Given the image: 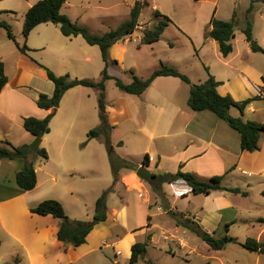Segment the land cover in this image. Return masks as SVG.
Wrapping results in <instances>:
<instances>
[{
  "label": "crops",
  "instance_id": "obj_1",
  "mask_svg": "<svg viewBox=\"0 0 264 264\" xmlns=\"http://www.w3.org/2000/svg\"><path fill=\"white\" fill-rule=\"evenodd\" d=\"M146 1L147 5L153 3L152 16L159 11L173 17L176 24H180L182 29L178 27V30L186 38L188 46L196 51V57L205 66L208 65L209 72L221 82L218 86L221 94L231 95L235 100L261 95L248 105L244 119L264 121V67L260 64L261 56L258 55L262 52L252 50L243 32L245 13L251 0ZM33 4L29 3L25 15ZM66 4L67 2L63 11L68 14L65 11ZM4 11L9 10L0 3V13ZM234 11L237 12L238 25L232 39L233 51L225 56L219 42L205 34L214 15L219 19L230 20ZM68 15L73 21H77V17L71 12ZM2 16L0 14V20L4 19ZM154 19L148 21L147 25H154ZM174 21L168 24L162 37ZM40 25L31 32L39 30V34L43 35L42 42L36 44L29 36L26 40L28 39V46L31 48L30 53L39 51L42 64L57 75L68 73L80 78L101 77L105 62L99 45H91L84 38L86 44L79 38L82 35H64L58 24L59 29L48 27L40 30ZM253 25L254 36L264 47V0L256 2ZM146 26L145 31L152 27ZM134 33L111 46L110 55L118 61V64L109 66L111 75L122 78L124 71L129 68L135 69L131 73L132 77L138 75L146 78L159 67L152 66L146 74L139 71L147 63L144 55L153 58V50L159 40L152 44H142L144 32L137 36ZM5 39L0 29V47ZM129 41L137 43L135 52L129 53ZM18 52L20 55L15 53L18 65L12 75L9 74L7 61L4 62L9 80L0 93V137H6L15 145H22L30 144L35 138L25 129L24 118H45L53 113V109L41 108L37 100L40 93L52 95L55 86L44 67L28 63L22 57L26 53ZM192 56L184 57L179 62H171L181 72L187 73L191 80L190 72L183 68L188 66L183 65H192ZM154 57H160V54ZM209 72L206 71L205 80L209 77ZM190 88V84L180 77L158 76L140 95L119 89L115 97L110 99L107 91V113L109 122L114 126L111 143L118 147L119 156L132 162L137 168L120 169L119 179L107 197L106 220L97 222L88 234L87 241L80 246L66 245L59 240L58 218L40 215L31 210L42 200L55 198L63 203L71 218L80 219L69 210L79 207L81 195L77 190V177L88 182L83 183V188L98 186L97 195L102 191V185L109 182L110 187L113 184V171L106 154L104 138L100 136L83 144L85 135L96 125L97 115L99 117V91L84 85L67 90L57 111L52 114L50 132L42 137L41 146L46 148L48 158L39 157L35 160L37 186L32 190H25L18 185L7 194H0V264H90V260L101 257V252L107 247L112 248L113 261L110 264H120L118 253L125 252V256L130 259L132 245L145 240L148 234H152L148 247L153 246L166 252L173 251L172 243L185 247L188 244V233L192 231L177 224L172 212L198 220L209 232L217 229L225 220L224 211L235 209L234 215H240V206L235 204L234 198L240 194L249 195V191L242 190L241 186L230 187H239L247 194L220 190L210 194H194L188 181L179 178L173 182H164L163 194L155 191V174L175 173L180 169L192 172L200 179L224 174L233 167H239L245 173L253 169L264 173L258 165L250 164L259 156L255 152L263 153L264 162V134L260 140L261 151L243 150L240 134L229 129L222 118L209 110L195 111L189 106ZM235 110L238 109L231 108L230 112L237 115ZM118 127L121 128L120 134L114 137V131ZM147 154L149 164L146 166L152 175L149 180L137 174V169ZM23 165L24 162L19 159H0V177L1 173L9 172L11 179H16V174ZM197 198L203 199L201 204H194ZM153 208H156L155 212L152 211ZM158 217L161 219L158 220ZM136 218L140 221H136ZM161 220L164 221L163 224ZM226 221L231 224V220ZM159 230L161 239L158 236ZM260 233L262 236L257 239L263 241L264 232L261 230ZM140 236L144 238L141 240ZM148 255L149 249L143 259L146 260Z\"/></svg>",
  "mask_w": 264,
  "mask_h": 264
},
{
  "label": "trees",
  "instance_id": "obj_2",
  "mask_svg": "<svg viewBox=\"0 0 264 264\" xmlns=\"http://www.w3.org/2000/svg\"><path fill=\"white\" fill-rule=\"evenodd\" d=\"M67 0H38L26 12L23 33L25 38L29 36L31 31L41 23L54 22L60 26L62 33L66 36L82 35L91 45H99L102 53L105 67L101 72L100 78L90 77H72L70 74L57 75L52 69L48 68L41 62L39 63L45 68L48 78L54 83V92L52 95L40 93L37 103L41 108L55 109L58 108L65 92L77 85H84L96 88L99 91L98 105L100 124L89 130L88 139L100 137L104 138L107 146H112L111 131L113 125L109 122L107 113V90L106 83L109 79H114L120 90L132 94H142L158 76H177L190 84V96L188 99L189 106L195 111L210 110L220 118L226 120L228 124L237 130L240 134V144L243 150L256 151L260 148L261 136L264 134V121L253 119H244L241 116L233 115L230 110L237 107L243 114L248 105L255 99L261 97L256 95L244 100H235L231 95H223L218 91L220 81L209 72V67L205 66L209 72V77L199 83L192 82L190 77L181 72L178 68L166 63H161L159 67L146 78L138 75L133 76V80L129 83L125 82L121 77L113 76L109 73L111 64H118L116 59L110 55V48L116 41L125 38L135 32L140 24V16L142 9L147 5L146 0H136L131 7L130 18L123 21L118 27L108 30L104 33H94L89 27L73 21L68 14L62 11ZM198 1V0H195ZM260 0H251L250 6L245 13V26L243 32L246 40L249 42L253 51L263 52L264 47L257 41L253 31V13L256 8V2ZM158 18L157 22L148 30L144 31L141 38L142 44H152L161 39L162 34L168 24L172 21L170 17L156 11L154 18ZM238 25L237 12L234 11L230 20L219 19L215 15L211 18L209 27L206 31V37L216 39L220 44L221 52L227 56L233 51L232 39L235 37L234 26ZM0 26L7 30L10 39L16 40L12 26L6 20H0ZM17 42V41H16ZM19 49L27 53L31 48L25 43L20 45ZM133 73V70H131ZM9 78L5 72L4 62L0 61V93ZM52 114L45 118H37L35 116H27L24 118V127L34 136L43 137L50 132V121ZM0 159H19L24 162L23 167L16 174L17 184L25 189L32 190L37 186L38 175L35 167L37 155H41L44 159L48 158V152L45 147H41L37 151H33L29 144L15 145L9 140H0ZM121 143V142H120ZM111 167L113 171V184L105 189L96 200L94 220L73 219L71 218L63 205V203L55 198H47L39 202L31 208L32 212L40 215H52L59 219L60 225L58 230V238L66 245L80 246L87 241V236L94 228V225L106 220L107 218V197L113 189L114 184L119 179V171L121 168H137L132 162L122 158L121 156H110ZM143 164H149L148 154L143 159ZM155 191L162 193V185L164 182H173L179 178H184L192 187L194 194H210L213 191H229L235 193L247 194L239 187H230L223 183V174H217L209 179H200L192 172H185L181 169L177 172H166L154 175ZM177 224H180L190 231L197 234L209 246L215 250L225 248L229 243L236 242L242 244L250 251L264 253V240H258L255 237H248L245 241H239L236 237L225 234L218 237L215 233L206 230L200 222L192 217H185L182 213L172 212ZM264 221V218L260 219ZM152 234H148L143 241H137L132 245V254L130 261L138 262L146 256L148 246L151 241ZM11 264H17L11 263Z\"/></svg>",
  "mask_w": 264,
  "mask_h": 264
},
{
  "label": "rangeland",
  "instance_id": "obj_3",
  "mask_svg": "<svg viewBox=\"0 0 264 264\" xmlns=\"http://www.w3.org/2000/svg\"><path fill=\"white\" fill-rule=\"evenodd\" d=\"M38 0H0V3L5 6L8 12L4 11L0 14L3 15V20H6L13 29L16 40L9 39L7 36V30L5 28L0 29L4 33L5 43L0 47V61H7L9 74L12 75L18 65L17 55H20L18 51L20 45L28 44V39L26 40L23 27H24V19H25V10L28 8L29 3H36ZM134 0H67L65 11L69 14H73L77 17V22L79 24H83L90 28L92 32L95 33H104L103 31L111 30L118 27L123 21L130 18L131 6ZM153 3H149V5L143 8V13L140 17V24L145 26L148 21L154 19L153 14ZM63 11V8H62ZM64 12V11H63ZM65 13V12H64ZM176 18V15H173ZM173 21V17H170ZM158 20L156 17L154 21ZM178 23V22H177ZM139 24V25H140ZM153 25V24H152ZM152 25H147L146 27H151ZM178 25V26H177ZM41 29H48V27H52V29H59L58 25L54 22L41 23ZM178 27L182 29L180 24H171L165 31L164 36L161 40L156 43L154 47L153 58L144 55L146 62L143 64V67L139 69L141 73L146 74L149 72L150 68L154 65H159L160 62L166 63L168 65L174 66L171 62H179L182 58L192 56V65L184 64L183 67L187 68L190 72L192 80L198 82L200 79L205 80L206 71L204 63L196 57V51L191 50L186 42V38H183L182 34H180ZM138 27L135 31L134 36L142 34L145 30ZM150 29V28H149ZM39 30H34L31 32L28 38L32 40V42L36 44H40L43 40V35L39 34ZM60 31V30H59ZM259 31V27L257 28V32ZM51 32V31H50ZM241 33V32H239ZM129 36V35H128ZM126 36V37H128ZM86 44L87 42L84 40L83 36H79ZM17 41V42H16ZM128 45L131 47V52H135L134 49L137 48V43L134 41H129ZM31 51V49H30ZM22 52V51H21ZM16 53V54H15ZM24 53V52H23ZM263 53V52H262ZM259 53L261 56L260 64L264 67V53ZM160 57H154L155 55H159ZM40 53L38 50L27 51L26 55H23V59L28 63H32L33 65H38L41 61ZM131 56V55H130ZM152 58V59H151ZM148 66V67H147ZM208 66V65H207ZM40 67V66H36ZM105 67V65H104ZM176 67V66H175ZM148 68V69H147ZM177 68V67H176ZM104 69V68H103ZM130 70L135 71V69H126L123 73V80L127 83L133 80L132 72ZM264 70V68H263ZM41 71H43L41 69ZM46 74V73H45ZM187 74V73H186ZM189 76V75H188ZM107 91L109 98L112 99L115 97L116 92L119 91V87H117L115 80L111 79L108 81ZM93 104V103H92ZM234 108V107H232ZM237 108V107H235ZM238 109V108H237ZM210 111V110H209ZM212 113V111H211ZM214 113V112H213ZM235 116H241L244 118V113L242 114L239 109L235 110ZM262 116V113H260ZM253 116V115H252ZM257 116V115H255ZM258 117V116H257ZM256 117V118H257ZM225 125L230 127L232 131L235 133H239L237 130L232 128L226 120L223 119ZM100 124L99 117L97 115V123L92 126L91 129L97 127V124ZM90 129V130H91ZM121 128L118 127L114 131V137H117L120 134ZM89 132V131H88ZM36 137L31 141L33 143L36 140ZM1 139L9 140L6 137L2 136ZM97 138V137H95ZM85 142L88 140V133L85 135ZM93 139V138H91ZM10 141V140H9ZM31 143L29 145H31ZM1 144V143H0ZM261 146L258 150L261 151ZM43 147V146H41ZM106 154L109 157L111 154L113 156L119 155V149L116 146H107ZM257 151V150H256ZM259 156L257 157L254 163H250L252 165H258V168L264 171V162H263V153L255 152ZM260 153V154H259ZM41 158V155H37V158ZM36 158V159H37ZM243 168V167H242ZM257 168V167H256ZM112 169V168H111ZM245 173L239 167H233L230 171H227L223 174V183L228 186H241L242 190L246 189L249 191V195L237 196L234 198L235 204L239 205L240 215H234L235 209H230L224 211V215L226 216L225 220L222 224L217 228L210 230L211 232L215 231V235L218 237L224 236L225 234H230L236 237L239 241H245L248 237H261L262 230L264 232V221H261V218H264V173H258L253 171H247ZM5 175V177H4ZM9 172L1 173L0 177V194H7L9 191H12L15 187H18L16 179H11ZM84 181V182H83ZM83 183H88L85 180L77 177V190L80 191V199H79V207H74L75 209H69L72 214H75L80 219L84 220H94L95 214V206L97 197H99L102 192L109 187V182L105 183L102 191H99V195H97L98 186L94 188H83ZM107 184V185H106ZM7 192V193H6ZM97 196V197H96ZM203 196V195H202ZM204 197V196H203ZM173 200L172 197L170 199ZM203 201L202 198L195 199L194 204H201ZM156 208H153L152 211L155 212ZM156 218V217H155ZM260 218V219H259ZM161 217H158V220ZM248 219V220H247ZM176 220V219H175ZM226 220H231V224H227ZM251 220V221H250ZM136 221H140V219L136 218ZM198 221V220H197ZM163 224V220L160 221ZM199 222V221H198ZM263 228V229H262ZM230 229V231L228 230ZM158 236L161 239V232L158 231ZM144 237L140 236L142 240ZM264 238V234H263ZM259 239V238H258ZM187 245L184 247L177 243H172L173 251L160 250V248H154L153 246L148 247L149 249V257L145 259H140L136 263H132L129 258L125 256V252L118 253L120 264H263L264 263V253L250 251L246 247H244L240 243L231 242L225 248L221 250H215L209 246L202 238H200L194 232L188 233ZM158 246V245H157ZM112 248L107 247L104 248L101 257L92 258L90 260V264H110L113 261V254L111 253ZM150 259V260H149ZM149 260V261H148ZM151 261V262H150Z\"/></svg>",
  "mask_w": 264,
  "mask_h": 264
},
{
  "label": "water",
  "instance_id": "obj_4",
  "mask_svg": "<svg viewBox=\"0 0 264 264\" xmlns=\"http://www.w3.org/2000/svg\"><path fill=\"white\" fill-rule=\"evenodd\" d=\"M234 28L236 29L237 27L234 26ZM56 111L57 108L53 109V113H55ZM41 143H42V137L37 136L36 140L33 143H31L30 147L33 151H37L40 148ZM137 174L143 179H147V180H149L152 176L148 167L143 163L138 167Z\"/></svg>",
  "mask_w": 264,
  "mask_h": 264
},
{
  "label": "built area",
  "instance_id": "obj_5",
  "mask_svg": "<svg viewBox=\"0 0 264 264\" xmlns=\"http://www.w3.org/2000/svg\"><path fill=\"white\" fill-rule=\"evenodd\" d=\"M138 27H140L141 29H144L142 24L138 25L136 29H138Z\"/></svg>",
  "mask_w": 264,
  "mask_h": 264
}]
</instances>
